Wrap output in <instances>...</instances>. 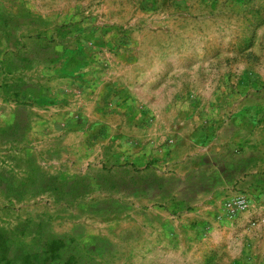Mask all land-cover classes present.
Here are the masks:
<instances>
[{
  "label": "rangeland",
  "instance_id": "rangeland-1",
  "mask_svg": "<svg viewBox=\"0 0 264 264\" xmlns=\"http://www.w3.org/2000/svg\"><path fill=\"white\" fill-rule=\"evenodd\" d=\"M44 231L77 264H264V0H0V264Z\"/></svg>",
  "mask_w": 264,
  "mask_h": 264
},
{
  "label": "trees",
  "instance_id": "trees-1",
  "mask_svg": "<svg viewBox=\"0 0 264 264\" xmlns=\"http://www.w3.org/2000/svg\"><path fill=\"white\" fill-rule=\"evenodd\" d=\"M56 182V178L41 175L37 179L34 176L30 177L25 181V184L30 186V190L34 195H38L46 191L56 193V186L58 185ZM13 186L15 188L12 189L13 193L10 196H16L18 193L16 185ZM76 253L74 248L71 247L69 238L55 237L44 231L40 248L30 247L27 254L23 255L20 260H24L25 263L35 261L37 264H77ZM14 254L17 255L18 253Z\"/></svg>",
  "mask_w": 264,
  "mask_h": 264
},
{
  "label": "built area",
  "instance_id": "built-area-1",
  "mask_svg": "<svg viewBox=\"0 0 264 264\" xmlns=\"http://www.w3.org/2000/svg\"><path fill=\"white\" fill-rule=\"evenodd\" d=\"M238 205H239L240 209L244 210L245 206H246V203L243 200H239L238 201Z\"/></svg>",
  "mask_w": 264,
  "mask_h": 264
}]
</instances>
